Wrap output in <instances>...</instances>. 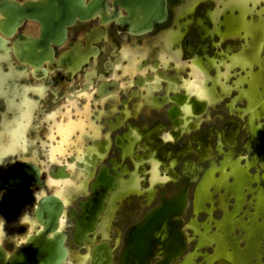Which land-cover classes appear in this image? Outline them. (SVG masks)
<instances>
[{"label": "flooded vegetation", "instance_id": "obj_1", "mask_svg": "<svg viewBox=\"0 0 264 264\" xmlns=\"http://www.w3.org/2000/svg\"><path fill=\"white\" fill-rule=\"evenodd\" d=\"M14 1L21 6L27 0ZM104 1L108 15L119 9L116 17L101 23L97 11L88 19L76 16L64 25L60 44L50 41L57 62L73 41L85 48V30H106L91 42L98 53L69 80L68 69H47L49 59L37 67L46 74L36 78L35 67L16 58L15 36L38 39L37 20L24 17L12 35L0 30V185L2 177L13 181L0 190V255L10 256L45 229L37 217L48 198L57 200L56 231L67 249L63 264L72 256L89 261L101 243L111 248L110 264H117L126 239L158 245L162 232L154 233L162 224L174 235L175 205L163 201L184 187L186 233L194 196L205 193V180L238 156L249 124L243 116L258 113L259 102L251 99L257 80L227 71L239 69L241 50L252 51L243 45V33H252L253 46L264 31L258 22L264 20V0H200L188 23L178 13L184 2L165 0L166 17L138 34H118L114 23L127 16V8ZM229 35L239 38L238 50L229 48ZM237 123L230 147L227 131ZM245 143L250 156L257 148L253 133ZM20 174L27 179L18 180Z\"/></svg>", "mask_w": 264, "mask_h": 264}, {"label": "water", "instance_id": "obj_2", "mask_svg": "<svg viewBox=\"0 0 264 264\" xmlns=\"http://www.w3.org/2000/svg\"><path fill=\"white\" fill-rule=\"evenodd\" d=\"M127 8V16H120L114 23L115 31H127L134 34L142 33L152 28L153 21H162L166 17L165 0H113ZM106 1L89 0L84 6V0H36L25 1L21 6L14 0H0V14L5 18L0 19V30L5 35H12L16 26L20 25L23 18L37 20L40 23L39 38L35 39L28 35L17 34L13 40V50L16 58L20 62H28L34 66L32 73L36 78L46 74V70L37 68L44 60H48L46 66L49 71L54 68L68 69L64 77L69 80L72 74L80 68L87 57L98 53V48L91 46V42L98 41L100 36H104L106 30L103 26L92 27L85 30V48H81L79 41H73L70 49L58 55V60L52 58L53 50L49 46L60 44L64 38L66 29L64 25H70L77 16L79 20L88 19L96 11L101 14L99 22L106 21L117 16L119 9L110 10L106 13ZM121 37V36H120ZM123 36L122 38H125ZM240 129V124L230 127L227 131V143L230 147L236 144V135ZM256 166L264 172V148L257 153ZM194 166L192 165L191 168ZM200 166L196 167V170ZM185 172V171H184ZM18 180L27 179L22 174L16 175ZM197 173H193L191 179L194 180ZM4 184L0 185V190L7 189L13 182L11 176L1 178ZM54 198L44 200L42 208L38 211V220L44 225V230L29 236L18 249L7 256L6 252L0 255V264H63L67 259V249L64 245V236L56 231V221L59 209L55 208ZM165 205H175V227L174 235H167V224H162L159 231L154 236L162 232L161 242L156 244L153 240L128 241L125 240L124 247L118 257L117 264H178L186 256L188 249L187 235L184 232L183 215L187 206V187L181 189L175 196L163 201ZM140 225V224H139ZM79 243V241H78ZM157 246L159 251L156 254L150 252L152 247ZM153 258H157L154 263ZM113 260L111 248L106 243L94 246L90 264H110Z\"/></svg>", "mask_w": 264, "mask_h": 264}, {"label": "rangeland", "instance_id": "obj_3", "mask_svg": "<svg viewBox=\"0 0 264 264\" xmlns=\"http://www.w3.org/2000/svg\"><path fill=\"white\" fill-rule=\"evenodd\" d=\"M182 2L178 13L188 23L200 0L197 4L188 0ZM218 8L217 3L215 9ZM211 17L212 21L216 19L215 14ZM258 22L264 29V20ZM251 36L252 33L244 32L242 42L245 46L248 43L252 51L241 50L239 69L231 71L229 67L227 72H237L238 78L257 80L256 87L252 86L254 98L251 99L259 102L260 107L258 113L243 116L249 124L244 129L238 156H233L231 162L222 164L212 178L205 180L208 185L205 193L194 196V207L185 228L189 248L178 264H264V173L254 164L257 152L264 148V31L256 35L253 46ZM228 39L229 48L238 50L239 38L230 36ZM237 101L245 103L241 98ZM251 133L257 139V148L255 146L249 156L245 141L249 144ZM76 260L78 258L72 256L66 264H89L85 257Z\"/></svg>", "mask_w": 264, "mask_h": 264}]
</instances>
